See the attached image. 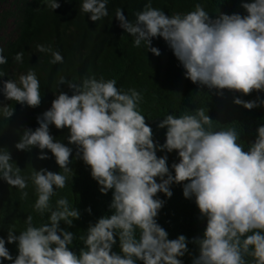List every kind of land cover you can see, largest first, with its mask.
Masks as SVG:
<instances>
[{
	"label": "clouds",
	"instance_id": "obj_1",
	"mask_svg": "<svg viewBox=\"0 0 264 264\" xmlns=\"http://www.w3.org/2000/svg\"><path fill=\"white\" fill-rule=\"evenodd\" d=\"M12 1L0 2V16L11 14ZM41 2L53 11L61 6L58 0ZM108 4L109 0H81L80 11L96 23L109 16ZM5 5L8 10H3ZM241 7L246 15L219 10L213 19L199 2L192 11L169 15L146 0L134 21L122 8L115 9L114 18L133 38L134 48L143 44L158 57L161 52L152 41L162 38L182 65L185 79L219 97L233 93L236 106L252 110L264 106L260 95L245 101L235 94L264 93V0H241ZM6 24L0 25V94L35 109L42 96L34 68L2 79L3 66L11 67L3 45L15 38L14 29L5 34ZM37 50L51 54L49 63H63L61 53L50 46L37 45ZM23 57L21 51L14 60L23 63ZM57 83L67 84L71 94L56 93L51 107L37 117L39 126L24 128L14 147L23 152L37 148L42 161L49 159L47 150L60 171L33 168L30 175H22L10 150L0 147V189L9 196L18 190L20 199L27 200L25 189L31 182L36 196L33 210L41 217L47 214L39 226L28 215L18 235L14 227L8 228L6 239L0 237V264H183L186 253L192 264H264V124L245 147L236 127L214 128L203 107L179 116L171 113L157 124L166 130L160 145L141 113V91L118 88L116 79L95 75L79 83L61 75ZM14 112L11 104L0 102L4 118L10 120ZM50 125L68 130L67 144L75 147V157L73 147L50 134ZM158 151L177 153L179 162H173L170 170L168 155L158 156ZM74 159L90 168L101 194L112 192V214L88 224L78 254L70 247L76 236L67 228L74 226L81 212L67 196L52 202L57 190L66 188L74 176L70 167ZM173 184L182 185L183 197L194 199L199 218L206 221L202 236L191 241L183 234L169 239L158 223L165 203L158 194L171 198ZM86 211L91 215L90 207ZM189 242L197 246L198 254L189 253ZM117 243L119 252L113 251ZM6 244H16L15 257Z\"/></svg>",
	"mask_w": 264,
	"mask_h": 264
},
{
	"label": "trees",
	"instance_id": "obj_2",
	"mask_svg": "<svg viewBox=\"0 0 264 264\" xmlns=\"http://www.w3.org/2000/svg\"><path fill=\"white\" fill-rule=\"evenodd\" d=\"M58 2L60 8L53 11L41 0H13L11 14L8 17L0 16V25L4 26L7 18H12L15 25V38L3 45V55L7 57L11 67L3 66L6 76L2 79L15 77L16 71L23 70L26 73L29 68H34L41 86L42 102L35 109L21 106L15 101L10 102L0 94V102L4 105L11 104L15 109L10 120L0 115V147L10 150L14 162L22 169V175H30L33 168L60 171L55 158L47 150L45 152L49 159L42 161L37 158L40 155L39 149L23 152L17 151L14 145L19 141V135L24 128L35 130L39 126L37 117L51 107L56 93L63 91L71 94L67 84L58 86L57 81L61 75L77 83L88 75H95L97 79L102 76L105 79H116L118 88H135L141 91L144 97L140 104L141 113L152 127L154 139L160 145L165 143L166 132L157 127L162 118L171 113L179 116L201 107L214 121V128L236 127L241 132L245 147L246 143L254 141L256 128L264 124V106L246 110L233 103V93L226 91L223 97H219L206 88L199 89L184 78L182 65L162 38H154L152 41V46L161 52L158 57L147 52L143 44L140 48L133 47V38L124 33L114 18L115 9L122 8L124 15L134 21V14L143 9L146 0H109V16L96 23L91 22L89 16L80 11L81 0ZM197 2L204 5L213 19L219 10L226 14L246 15L241 7V0H153V7L171 15L174 12L192 11ZM37 45L50 46L59 51L63 56V63H49L51 54L38 51ZM21 51L24 52L23 63L14 60L15 54ZM258 95L264 99V93L253 92L248 96L235 94L245 101L256 100ZM50 134L73 147L75 157V147L67 144V129L57 130L54 125H50ZM165 154L168 155L171 170V164L179 162L177 153L157 152L158 156ZM70 167L74 176L70 177L66 188L57 190V196L52 198V202L55 203L60 196H67L70 205L80 210L81 218L74 221L73 227L67 228L76 236L70 247L78 254L83 247L80 237L86 235L88 224L94 223L103 215L112 214L109 211L112 192L107 195L100 193L97 183L91 178L90 168L81 160L74 159ZM25 191L28 192V199L21 200L18 190L14 196H9L0 189V237L6 239L10 227H14L18 235L24 229V220L28 215L33 216V223L37 226L47 221V214L41 217L33 210L36 196L33 195L31 182ZM171 191V198L162 193L158 194V198L165 201L158 223L169 233V239H175L180 234L185 235L189 241L196 236H202L206 221L199 218L194 199L187 200L183 197L182 185L173 184ZM89 207L91 215L86 211ZM61 227L67 226L62 222ZM6 247L13 257L18 254L16 244H6ZM188 249L192 255L198 254L197 246L191 242ZM113 251L119 252L118 243ZM182 260L183 264H192L191 256L187 253ZM3 264L10 262L3 261Z\"/></svg>",
	"mask_w": 264,
	"mask_h": 264
},
{
	"label": "rangeland",
	"instance_id": "obj_3",
	"mask_svg": "<svg viewBox=\"0 0 264 264\" xmlns=\"http://www.w3.org/2000/svg\"><path fill=\"white\" fill-rule=\"evenodd\" d=\"M1 9H2V6H1ZM3 10H8V5H5ZM13 29H14L13 19L10 18V19H8L7 24H6L5 28H4V32L7 35H11Z\"/></svg>",
	"mask_w": 264,
	"mask_h": 264
}]
</instances>
